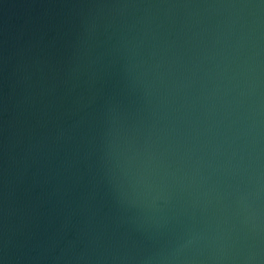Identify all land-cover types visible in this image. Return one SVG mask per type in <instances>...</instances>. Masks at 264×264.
Listing matches in <instances>:
<instances>
[{"label":"water","instance_id":"1","mask_svg":"<svg viewBox=\"0 0 264 264\" xmlns=\"http://www.w3.org/2000/svg\"><path fill=\"white\" fill-rule=\"evenodd\" d=\"M0 264H264V0H0Z\"/></svg>","mask_w":264,"mask_h":264}]
</instances>
